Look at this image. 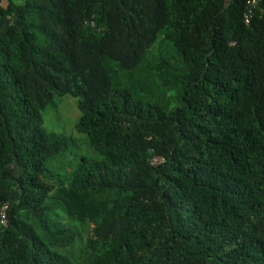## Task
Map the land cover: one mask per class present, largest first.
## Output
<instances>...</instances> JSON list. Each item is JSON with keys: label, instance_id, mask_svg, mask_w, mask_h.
Returning a JSON list of instances; mask_svg holds the SVG:
<instances>
[{"label": "trees", "instance_id": "trees-1", "mask_svg": "<svg viewBox=\"0 0 264 264\" xmlns=\"http://www.w3.org/2000/svg\"><path fill=\"white\" fill-rule=\"evenodd\" d=\"M247 3L0 0V264H264V0L249 25ZM69 97L102 159L64 181L76 139L43 123Z\"/></svg>", "mask_w": 264, "mask_h": 264}, {"label": "rangeland", "instance_id": "rangeland-1", "mask_svg": "<svg viewBox=\"0 0 264 264\" xmlns=\"http://www.w3.org/2000/svg\"><path fill=\"white\" fill-rule=\"evenodd\" d=\"M79 114L77 99L69 97L61 102L57 110H49L43 123L44 131L65 133L76 139V145L68 152L67 156L58 159L60 164L57 166L59 168L56 172L64 181L69 176L70 170L74 169L83 157L90 160L102 159V156L89 145L86 136L75 133L74 125ZM59 179V177H54L56 181ZM62 221L64 224L69 223L65 217Z\"/></svg>", "mask_w": 264, "mask_h": 264}, {"label": "built area", "instance_id": "built-area-1", "mask_svg": "<svg viewBox=\"0 0 264 264\" xmlns=\"http://www.w3.org/2000/svg\"><path fill=\"white\" fill-rule=\"evenodd\" d=\"M260 4H261V0H248V3H247V11L246 13L244 14V20H245V23L247 25H249L255 15V12L257 10H260ZM162 161V159L158 158L154 161V163H157V162H160ZM7 209V206H5L3 208V213H2V216H1V223L3 225H7V221H6V217H5V211Z\"/></svg>", "mask_w": 264, "mask_h": 264}]
</instances>
